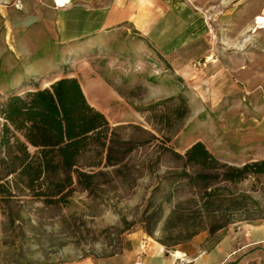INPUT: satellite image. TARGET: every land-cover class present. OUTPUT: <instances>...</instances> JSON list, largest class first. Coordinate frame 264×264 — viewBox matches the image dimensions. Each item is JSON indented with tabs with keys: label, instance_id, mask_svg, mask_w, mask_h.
I'll use <instances>...</instances> for the list:
<instances>
[{
	"label": "rangeland",
	"instance_id": "rangeland-1",
	"mask_svg": "<svg viewBox=\"0 0 264 264\" xmlns=\"http://www.w3.org/2000/svg\"><path fill=\"white\" fill-rule=\"evenodd\" d=\"M18 1L0 0V100L14 87L75 75L114 137L133 147L117 163L103 158L95 187L75 184L67 203L13 195L0 211V264L108 253L140 236L158 240L171 211L191 207L203 189L201 180L178 175L182 157L174 151L194 140L229 163L264 158V27L254 19L264 0H164L148 30L78 36L56 31L45 15L16 12ZM263 186L264 176H250L231 189L264 205ZM148 202L163 209L154 234L139 223L122 229ZM226 235L234 237L226 264H264V217L229 222L206 245Z\"/></svg>",
	"mask_w": 264,
	"mask_h": 264
},
{
	"label": "trees",
	"instance_id": "trees-1",
	"mask_svg": "<svg viewBox=\"0 0 264 264\" xmlns=\"http://www.w3.org/2000/svg\"><path fill=\"white\" fill-rule=\"evenodd\" d=\"M7 91L0 100V211L23 191L46 203H67L75 184L90 190L95 187L94 167L103 158L105 164L117 163L133 147L127 139L114 137L107 116L88 101L75 75ZM174 153L182 157L179 177L188 182L199 179L203 189L191 207L177 205L167 217L158 238L166 247L203 229L214 232L236 219L264 217V205L258 198L247 190L231 189L250 176H264V158L241 164L222 161L200 139L183 153ZM187 166L195 169L189 171ZM162 214L161 202H148L138 218L124 220L122 229L139 223L153 235Z\"/></svg>",
	"mask_w": 264,
	"mask_h": 264
},
{
	"label": "crops",
	"instance_id": "crops-1",
	"mask_svg": "<svg viewBox=\"0 0 264 264\" xmlns=\"http://www.w3.org/2000/svg\"><path fill=\"white\" fill-rule=\"evenodd\" d=\"M164 0H69L62 6H55L53 0H19L16 12H33L45 15L56 31L76 32L102 31L114 28L129 30L150 29L154 16L162 14ZM140 18L142 25L135 21ZM153 23V22H152ZM68 37V36H67ZM217 231V230H216ZM214 232L203 231L193 234L178 248H168L150 236L136 237L130 245L108 253H85L76 257L55 260L44 264H226L233 245V236L226 235L206 245ZM175 250L183 258L172 255Z\"/></svg>",
	"mask_w": 264,
	"mask_h": 264
},
{
	"label": "bare ground",
	"instance_id": "bare-ground-1",
	"mask_svg": "<svg viewBox=\"0 0 264 264\" xmlns=\"http://www.w3.org/2000/svg\"><path fill=\"white\" fill-rule=\"evenodd\" d=\"M255 22L257 26L264 27V13H258L254 16ZM49 81L44 82V85H48ZM172 255L177 258H183V253L179 250H175Z\"/></svg>",
	"mask_w": 264,
	"mask_h": 264
},
{
	"label": "built area",
	"instance_id": "built-area-1",
	"mask_svg": "<svg viewBox=\"0 0 264 264\" xmlns=\"http://www.w3.org/2000/svg\"><path fill=\"white\" fill-rule=\"evenodd\" d=\"M67 2H69V0H53L55 6H62ZM132 264H140V261H135Z\"/></svg>",
	"mask_w": 264,
	"mask_h": 264
}]
</instances>
